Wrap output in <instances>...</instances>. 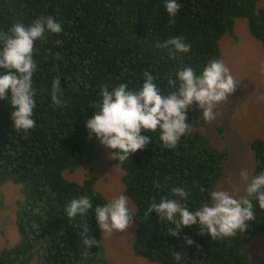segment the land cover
I'll return each instance as SVG.
<instances>
[{
    "label": "trees",
    "instance_id": "1",
    "mask_svg": "<svg viewBox=\"0 0 264 264\" xmlns=\"http://www.w3.org/2000/svg\"><path fill=\"white\" fill-rule=\"evenodd\" d=\"M258 1L177 0L181 8L170 24L165 0H0V31L15 23L28 26L42 15L55 17L63 27L61 34L46 33V41L35 42L36 127L27 134L17 133L10 105L0 100V186L12 182L21 186L24 195L15 221L19 241L0 250V264H109L94 214L97 205L108 202L95 189L93 178L77 183L64 177L94 159L95 137L88 142L85 122L95 112L91 106L99 100L100 85L131 81L132 88L142 83L143 72L151 71L166 93L168 73L191 66L199 74L208 61L220 60L219 42L226 35L234 36L236 19L246 21L249 34L264 50V8H258ZM176 36L191 44L188 53L175 52L171 46L156 47L157 42ZM57 39L62 45H55ZM57 52L62 59H54ZM56 76L64 89L61 99L67 102L62 109L50 98ZM186 123L192 127L205 124L195 107ZM215 130L222 136L220 127ZM141 134L152 137L146 149L123 164L113 159L122 171L123 193L135 209L131 212L134 255L153 264H254L243 249L251 238L264 233V210L258 207L250 231L218 241L198 235V225L182 228L180 236L173 238L167 234L172 227L167 221H160L155 212L145 216L153 197L156 202L165 195L176 198L170 192L174 186L189 190L191 209L206 203L207 194L197 187L214 190L229 160L226 149L213 148L197 130L183 137L175 150L162 149L158 134ZM250 150L252 170L259 172L264 168V140L255 139ZM156 182L164 187H155ZM81 196L92 200L93 209L69 219L67 205ZM84 226L88 231L80 236ZM184 235L199 248L185 245ZM87 238L100 243L88 248L83 244ZM173 250L184 253L181 261L173 258Z\"/></svg>",
    "mask_w": 264,
    "mask_h": 264
},
{
    "label": "clouds",
    "instance_id": "2",
    "mask_svg": "<svg viewBox=\"0 0 264 264\" xmlns=\"http://www.w3.org/2000/svg\"><path fill=\"white\" fill-rule=\"evenodd\" d=\"M164 8L169 23H175L181 4L177 0H165ZM62 31V23L51 15L39 16L28 26L15 23L7 31H0V69H4V74L0 75V100H6L10 105V119L17 133L27 134L36 127L33 119L37 106V90L33 86V75L37 71L35 42L46 41V33L59 35ZM54 43L60 46L63 41L57 39ZM169 46L180 53H188L191 49V44L180 36L156 44L158 48ZM54 59H62L61 54L57 52ZM260 70L264 72V63H261ZM124 71L127 72L126 67ZM142 76V83L132 88L129 87L131 81L116 86L100 85L99 100L91 106L95 112L85 122L87 139L94 136L110 150V158L121 164L130 160L138 150L146 149L151 142L152 137L142 132L158 134L162 149L175 150L181 139L191 134V126L186 123L189 111L195 107L205 123L215 122L221 115L215 109L228 102V97L239 84L219 59L208 61L199 74L191 66L182 67L174 74L168 73L166 93L157 86V75L145 71ZM63 95L61 79L56 76L51 82L50 98L61 109L67 103L61 99ZM260 164V161L256 162L258 167ZM237 175L243 185L242 195L235 194L240 188L234 191L223 188L212 190L203 185H193L199 192L206 193L208 199L203 205L191 209L188 204L189 190L185 186H174L170 189L171 197L178 199L165 195L156 202L153 197L145 216L155 212L160 221H167L172 225L167 234L173 238L180 236L182 228L193 225H198V235H207L216 241L230 240L237 233H246L252 229V222L256 221V208L264 210V168L259 172L240 168ZM227 183L232 184L231 178ZM155 187L164 186L156 182ZM92 209V200L88 196H81L71 200L65 211L69 219H74L78 215L85 216ZM94 214L102 234L126 233L133 223L129 200L124 194L111 197L104 205H97ZM87 231L84 226L80 236ZM182 239L185 245L199 248L190 236L184 235ZM99 243L94 238L83 239V244L88 248ZM183 255L172 251L177 262L181 261Z\"/></svg>",
    "mask_w": 264,
    "mask_h": 264
},
{
    "label": "rangeland",
    "instance_id": "3",
    "mask_svg": "<svg viewBox=\"0 0 264 264\" xmlns=\"http://www.w3.org/2000/svg\"><path fill=\"white\" fill-rule=\"evenodd\" d=\"M257 6L264 8V0H259ZM219 46L220 60L230 69L239 84L236 91L228 97V102L215 109L221 113L215 122L205 123L201 127L191 126V131H199L213 148L226 149L229 160L214 190L223 188L234 191L240 188L239 192H235L239 196L243 194V185L239 182L238 171L240 168L252 170L251 142L255 139L264 140V72L260 70L261 63H264V50L249 34L246 21L241 19L235 20L234 36L222 37ZM215 127L221 128L222 136ZM92 143L96 147L92 163L77 168L71 174L64 173V177L77 183L88 177L93 178L95 189L108 202L111 197L124 194L120 181L122 171L96 138ZM229 178L232 180L231 185L227 183ZM0 198L2 199L0 250H2L13 247L19 241L15 221L19 206L24 202V195L20 185L8 181L0 186ZM129 207L131 212H134L130 200ZM134 232L133 223L126 233L114 232L107 235L101 232V244L109 264H153L134 255L131 249L135 238ZM243 253L250 262L264 264V233L251 238L245 244Z\"/></svg>",
    "mask_w": 264,
    "mask_h": 264
}]
</instances>
